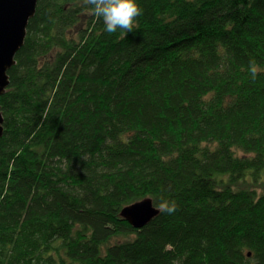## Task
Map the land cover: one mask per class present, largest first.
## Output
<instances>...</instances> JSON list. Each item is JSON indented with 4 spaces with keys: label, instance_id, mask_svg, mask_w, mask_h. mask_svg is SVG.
Returning <instances> with one entry per match:
<instances>
[{
    "label": "trees",
    "instance_id": "1",
    "mask_svg": "<svg viewBox=\"0 0 264 264\" xmlns=\"http://www.w3.org/2000/svg\"><path fill=\"white\" fill-rule=\"evenodd\" d=\"M138 3L122 34L39 0L0 96V264H264V0ZM149 196L177 210L135 229Z\"/></svg>",
    "mask_w": 264,
    "mask_h": 264
},
{
    "label": "water",
    "instance_id": "2",
    "mask_svg": "<svg viewBox=\"0 0 264 264\" xmlns=\"http://www.w3.org/2000/svg\"><path fill=\"white\" fill-rule=\"evenodd\" d=\"M39 0H0V96L8 90L9 71L17 64L16 56L25 45L28 26L37 12ZM5 116L0 104V138L3 136ZM152 197L130 203L121 216L135 229L145 227L160 212ZM251 255V253L249 254Z\"/></svg>",
    "mask_w": 264,
    "mask_h": 264
},
{
    "label": "clouds",
    "instance_id": "3",
    "mask_svg": "<svg viewBox=\"0 0 264 264\" xmlns=\"http://www.w3.org/2000/svg\"><path fill=\"white\" fill-rule=\"evenodd\" d=\"M83 4L90 6L89 11L94 16L102 18L108 33H115L118 29L122 30V34L133 32L137 26V17L142 14L138 0H83ZM248 71L253 80L261 72L255 59L249 62ZM177 207L175 200H162L157 210L171 215Z\"/></svg>",
    "mask_w": 264,
    "mask_h": 264
}]
</instances>
